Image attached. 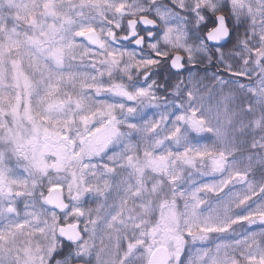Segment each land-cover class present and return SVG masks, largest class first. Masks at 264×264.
Masks as SVG:
<instances>
[{
  "label": "clouds",
  "instance_id": "clouds-1",
  "mask_svg": "<svg viewBox=\"0 0 264 264\" xmlns=\"http://www.w3.org/2000/svg\"><path fill=\"white\" fill-rule=\"evenodd\" d=\"M0 264H264V0H0Z\"/></svg>",
  "mask_w": 264,
  "mask_h": 264
}]
</instances>
